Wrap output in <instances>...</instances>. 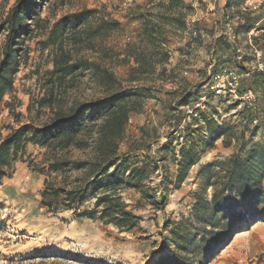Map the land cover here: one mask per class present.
Masks as SVG:
<instances>
[{
    "label": "trees",
    "instance_id": "1",
    "mask_svg": "<svg viewBox=\"0 0 264 264\" xmlns=\"http://www.w3.org/2000/svg\"><path fill=\"white\" fill-rule=\"evenodd\" d=\"M49 1L15 0L0 22V33H5L0 55V102L14 89L23 42L33 30L30 24L41 21L40 9ZM59 2L65 3V0ZM242 2L226 0L225 8L227 11L235 9ZM262 2L264 5V0ZM191 10V3L185 0H150L145 5H135L130 18L137 21L139 27L134 38L126 43L125 54L119 61L130 64L124 77L117 76L103 61L105 56H101L98 47L99 55L92 60L74 55L79 43L86 40L90 44L89 38L82 37V26L96 15V9L84 8L55 20L45 41L53 48V67L46 73L47 91L37 102L38 110H47V118L37 124L22 122L20 114L13 115L17 125L0 138V182L10 176L7 170L21 158L26 145H37L44 149L43 164L37 170L44 176L41 207L51 213L72 211L76 221L97 219L112 225L118 232L130 231L140 222L130 204L123 200V192L133 190L138 194L136 208L148 203L157 210L164 209L169 191L179 188L201 154L211 151L220 140L223 147L234 149L226 158H214L201 164L195 172L193 181L198 187L191 193L189 211L180 213L177 220L165 225L168 227L166 239L173 250L161 255L159 264H199L203 255H211L215 248L228 244L237 232L264 221V141L253 140L258 135L264 136V69L241 78L238 92L250 88L257 98L233 114L236 120L219 122L213 115L219 114L214 107L199 112L202 125L198 119L185 125L178 157L173 132L158 145V157H151L150 144L144 146L139 142H132L128 152L119 154L117 151L125 135L129 113L138 112L146 99L156 98L152 93L156 78L172 76V71L166 68L167 41L171 35L187 31L185 18ZM242 21L235 28L239 41V35L246 38L251 29L264 30V25L255 26L250 13H244ZM117 28L119 22L107 17L92 31L90 39L98 36L102 29ZM194 29L196 35H188L189 48L191 43L196 45L201 41L198 33L201 30L195 24ZM251 39L264 53V32ZM214 42L212 54L217 52L233 58L231 45L221 34ZM90 45L96 49L94 44ZM242 59L240 64L233 62L239 74L249 70L246 64L252 60L247 55ZM225 62H218V66ZM213 72L210 70L207 82ZM85 73L97 86L99 96L92 100L67 99L68 90L77 87ZM148 80L151 81L148 83ZM192 95L181 93L179 105H189ZM235 105L236 101L230 102L225 113ZM183 117L184 114L174 120L176 126ZM140 130L143 136L144 130ZM140 151L143 154H139ZM167 159L175 168L171 173L163 171L160 165ZM159 168L162 177L154 189L149 186V179ZM88 201L91 206H84Z\"/></svg>",
    "mask_w": 264,
    "mask_h": 264
},
{
    "label": "rangeland",
    "instance_id": "2",
    "mask_svg": "<svg viewBox=\"0 0 264 264\" xmlns=\"http://www.w3.org/2000/svg\"><path fill=\"white\" fill-rule=\"evenodd\" d=\"M14 1L0 0V22L5 19ZM137 4L131 0H65V3L51 0L45 3L38 15L41 21L31 22L30 28L33 30L23 42L21 66L14 77V89L1 99L0 138L9 128L17 125L14 114H20L22 122L33 121L37 124L47 118V110H38L37 102L47 91L46 73L53 67V48L45 41L55 20L84 8L96 9V15L88 18L82 26V37L89 38L90 44H94L96 49L85 40L76 46L74 55L92 60L99 55L97 49L100 48L101 56H105L103 61L112 67L117 76L124 77L130 64L119 61L125 54L126 43L134 38L139 27L138 22L130 18ZM261 9L264 10V7ZM193 13L194 7L186 15L185 22L194 26L197 25V16ZM107 17L117 20L119 28L102 29L98 36L90 39L92 31ZM218 29L221 32V22ZM4 34L0 33V55ZM239 38L243 44L245 37L239 35ZM187 41L188 36L181 32L171 35L167 43L189 48ZM205 42L208 46L206 55L213 62V68H210L213 74L218 73L221 67L233 66L231 55L221 56L217 52L212 54V42L207 39ZM244 46L245 55L251 57L248 46ZM205 58L201 59L206 67L202 70V78L210 74V71L207 72L208 62ZM223 61L226 62L221 63L224 65L219 68L218 62ZM200 80L199 69L195 75L189 65H180L179 70L172 72V76L156 78L155 90L152 91L156 98L146 99L138 112L129 113L118 153H124L132 142L144 146L154 143L155 148L165 142V137L176 127L174 120L183 116L185 105H179V95L183 92L193 93L189 105H193L200 96H206V110L217 107L221 113H225L228 104L233 101L232 97L212 94L209 92L210 81L203 85L205 83ZM79 81L77 87L68 90L65 96L67 99L92 100L99 96L97 86L87 73ZM195 91L198 93L195 94ZM225 119L236 120V117L231 113ZM141 128L144 130L143 136ZM253 140L264 141V136L258 135ZM233 149L232 146L223 147L219 140L212 153L204 156V160L226 158ZM140 153L143 154L142 151ZM151 157H158V153ZM43 159L44 149L34 144L26 145L21 158L7 170L10 176L3 177L0 182V264H159L160 256L173 250L172 244L166 239L168 227L165 225L177 220L180 213L186 214L189 211L191 193L198 187L192 178L180 188L169 191L162 210L148 203L136 208L138 194L133 190L123 192V200L130 204L140 223L130 231L118 232L112 225L97 219L76 221L72 211L51 213L41 207L39 199L44 176L37 170L42 166ZM160 165L163 171L172 172L173 166L169 159ZM84 206H91V201ZM232 237L228 244L215 248L213 254L203 255L199 264H264V221Z\"/></svg>",
    "mask_w": 264,
    "mask_h": 264
},
{
    "label": "built area",
    "instance_id": "3",
    "mask_svg": "<svg viewBox=\"0 0 264 264\" xmlns=\"http://www.w3.org/2000/svg\"><path fill=\"white\" fill-rule=\"evenodd\" d=\"M262 0H243V2L237 8H231L230 10L226 11L222 17V30L221 35L228 41L231 45V50L233 53V59L236 64H240L243 61V57L246 54V48L244 44H242L238 36L236 35L235 28L237 24L241 21L242 15L244 13H255L261 8H263ZM193 21V20H192ZM188 29L185 34L188 35H196L197 31L194 29L193 25H189L188 22H185ZM255 29H251L247 34L246 43L248 45V51L251 56V62L247 63L246 66L249 68L245 74H239L237 67L233 65L232 67H221L218 73L211 75V80L209 83V92L214 95L223 96L229 95L232 97L234 101H236V105L234 108L230 109L227 113H221L220 110L217 108L219 114H213L214 117L221 122L225 119L229 114H234L235 112L241 111L246 105L252 104L257 95L250 89L246 88L242 92H238L239 84L241 78L245 77L252 71H262L264 69V53L254 45V42L251 39V36L255 35ZM189 33V34H188ZM201 37L204 36L202 31H199ZM195 44L191 43L190 48H193ZM206 96H200L197 101L193 103V105H185L184 106V117L176 126V128L171 130L173 132V136L175 140L173 141L175 156L178 157V147L183 142L184 137V128L185 125L191 123L193 119H198L200 125L203 124V121L200 117V111L206 110V103H205ZM193 126H195L193 124ZM192 126V127H193ZM203 134L206 135V131L202 129ZM167 137H165V140ZM154 143L150 144V154L156 155L157 153V146L154 147ZM162 177V170L159 168L149 179V186L154 189H157V184ZM157 196L159 192L156 193Z\"/></svg>",
    "mask_w": 264,
    "mask_h": 264
},
{
    "label": "crops",
    "instance_id": "4",
    "mask_svg": "<svg viewBox=\"0 0 264 264\" xmlns=\"http://www.w3.org/2000/svg\"><path fill=\"white\" fill-rule=\"evenodd\" d=\"M131 1H133L135 4L137 3L146 4L150 0H131ZM185 2L191 3L192 7H194L195 13L193 14L197 16L196 24L198 28L204 33V36L201 37L200 43L196 44L191 49L186 48V47L185 48L176 47V43H174L173 45L171 43H168L169 59H168V62L166 63V68L167 70H171L174 73L175 71L179 70L180 65H189V68L191 69L193 68V70L195 71V75L197 74V70L199 69L200 78H201L200 82L205 83L207 82V79L202 78L203 77L202 70L206 67L203 66L204 62H202L201 59H204L206 57L205 59L208 62L207 72L210 71V68L212 67V63H213L210 60H208L209 57L208 55H206L207 53L206 48H208V46L205 44L206 43L205 40L206 39L208 41L210 40V42H212L211 46L213 47L215 45V42H214L215 38L221 34L220 29H218V24L220 25L222 15L227 11V8H225L226 0H185ZM250 14L254 18V23L256 27H261L262 25H264V10L263 9H261L260 11L256 13H250ZM240 23H242V18H241ZM262 32H264V30ZM262 32L256 31L255 35H259ZM246 39H247V36L243 44L244 45L246 44V47H247ZM185 60H189L188 63L186 64L182 63ZM206 84L208 83H205L203 85H206ZM180 98L181 97H179V99ZM27 145H31V144H27ZM213 150L214 148L211 151H206L201 154L200 160L198 161V163L194 164L193 168L191 169L189 173V176L187 177L185 182L181 184V186L187 183L188 180H190L191 178L193 179L195 172L199 169V166L201 164L209 162L207 160L206 161L204 160V156H206L207 154L210 155ZM125 152H128L127 148L125 149ZM172 168H173L172 171H174L175 168L174 167Z\"/></svg>",
    "mask_w": 264,
    "mask_h": 264
}]
</instances>
